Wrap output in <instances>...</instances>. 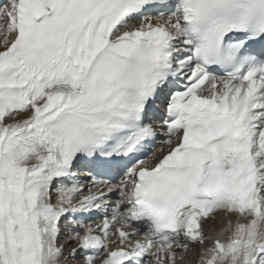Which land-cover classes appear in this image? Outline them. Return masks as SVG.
<instances>
[{
  "label": "snow or ice",
  "instance_id": "6c2138e0",
  "mask_svg": "<svg viewBox=\"0 0 264 264\" xmlns=\"http://www.w3.org/2000/svg\"><path fill=\"white\" fill-rule=\"evenodd\" d=\"M0 37V264H264V0H6Z\"/></svg>",
  "mask_w": 264,
  "mask_h": 264
},
{
  "label": "bare ground",
  "instance_id": "6f19581e",
  "mask_svg": "<svg viewBox=\"0 0 264 264\" xmlns=\"http://www.w3.org/2000/svg\"><path fill=\"white\" fill-rule=\"evenodd\" d=\"M0 39H1V38H0ZM194 253H195V260H196V259H197V253H196V252H194ZM195 260H194V261H195Z\"/></svg>",
  "mask_w": 264,
  "mask_h": 264
}]
</instances>
